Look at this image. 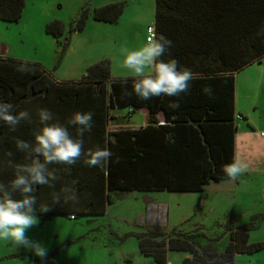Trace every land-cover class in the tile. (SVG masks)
<instances>
[{"label": "trees", "instance_id": "16d2710c", "mask_svg": "<svg viewBox=\"0 0 264 264\" xmlns=\"http://www.w3.org/2000/svg\"><path fill=\"white\" fill-rule=\"evenodd\" d=\"M23 8L24 0H0V21L17 22ZM122 11L121 3L110 4L94 11L92 18L113 24ZM87 18L83 10L74 31H82ZM153 26L157 37L172 41L170 55L162 59L174 58L197 74L180 98L162 96L145 102L125 95L132 92L133 79H110L107 60L91 66L78 81L57 83L39 64L27 63L32 70L22 73L17 68L24 63L0 58V102L29 111L47 108L61 123L73 113L91 112L93 129L85 134L90 147L113 153L103 170L88 168L82 161L71 168L55 166L62 169L61 179L53 188L37 186V206L52 205V193L65 185L75 187L80 202L72 203L71 209L65 208L68 204H53L44 213L37 209L43 220L57 215L101 217L115 193H200L207 185L227 180L222 168L233 162L237 131L234 75L264 58V0H154ZM45 30L58 38L63 25L52 22ZM205 87L212 89L211 96L203 93ZM172 102L179 107L171 108ZM121 110L131 111L127 118L146 110L147 130L109 133L110 111ZM159 113L163 121L157 123ZM8 181L0 175V182ZM248 232V226H231L229 243L219 256L197 251L193 236L180 231L168 236L148 231L137 236V244L140 254L155 264H167L168 252L186 254L181 264H234L236 255L264 250V243H248Z\"/></svg>", "mask_w": 264, "mask_h": 264}, {"label": "rangeland", "instance_id": "374dc122", "mask_svg": "<svg viewBox=\"0 0 264 264\" xmlns=\"http://www.w3.org/2000/svg\"><path fill=\"white\" fill-rule=\"evenodd\" d=\"M121 3L123 11L113 24L93 20V12ZM83 10L88 18L82 31L74 27ZM52 22L63 25L62 36L46 33ZM154 25V0H24L20 19L0 21V58L39 64L57 82L78 81L96 63H110L109 78L132 79L120 65L122 48L146 44V28ZM236 140L249 134L253 148L264 149V58L235 74ZM115 111L124 125L142 126L145 116ZM249 156L244 176L235 182L210 184L201 193L111 194L101 217L39 218L27 235L48 248L42 262L31 252L0 241V264H155L140 254L137 236L148 231L189 233L201 253L221 255L229 243L230 227L248 226V243H264V150ZM239 154V151H237ZM239 161V160H237ZM147 198L153 199L148 203ZM188 256L168 252L167 264H181ZM234 264H264V250L236 255Z\"/></svg>", "mask_w": 264, "mask_h": 264}, {"label": "clouds", "instance_id": "9594fccd", "mask_svg": "<svg viewBox=\"0 0 264 264\" xmlns=\"http://www.w3.org/2000/svg\"><path fill=\"white\" fill-rule=\"evenodd\" d=\"M171 46L172 41L153 33L142 47L136 50L121 49L123 60L120 66L133 79L132 92L125 91V95L134 94L146 102L162 96L180 98L189 92L197 74L181 66L174 58L167 61L162 59L166 53L170 55ZM31 70L27 63L17 68L22 73ZM202 91L208 96L212 95L210 87ZM169 106L176 109L179 103L172 102ZM36 115L41 127L33 130V140H15V148L24 154L26 162L15 163L11 151L4 154L2 162L14 169V178L7 183L0 182V241H8L14 248L25 249L43 262L48 254L47 246L27 235L29 229L39 224L37 197L34 195L37 186L53 188L55 182L61 179L58 173L62 169L50 166L71 168L82 161L88 168L103 170L113 153L99 146L85 150L84 137L86 133H91L94 123L91 112L73 113L65 123L59 122L47 108L37 109ZM25 121L32 122L28 110L17 112L14 104L0 102V123L8 125L11 132L17 131V127ZM70 129H74V133ZM247 170V164L235 160L222 168L228 182L240 180ZM15 194L21 198L15 199ZM70 202H80L75 187L65 185L59 192L52 193V205ZM50 208L51 205L40 204L39 212H48Z\"/></svg>", "mask_w": 264, "mask_h": 264}, {"label": "crops", "instance_id": "0c3cea01", "mask_svg": "<svg viewBox=\"0 0 264 264\" xmlns=\"http://www.w3.org/2000/svg\"><path fill=\"white\" fill-rule=\"evenodd\" d=\"M234 79H235V75H234ZM235 108V107H234ZM23 110H28L26 108V106H24V108L22 109V107H20L19 109H16L17 112L19 111H23ZM29 111V110H28ZM32 115V122L29 123L27 121L25 122H21V124L17 127V131L15 132H11L9 130L8 125L6 124H2L0 123V155L3 159H0V175H6V177L10 180H12L14 178L13 173H14V169H12L11 167H8L6 164H4L2 161L5 159V152L7 151H11L14 153L13 159L15 163H25L26 161L24 160V158H22V154L21 152H18L15 148V140L16 139H22V140H26V141H32L33 140V136H29L30 132H33L34 129H38L39 127H41L38 123V118L36 115L37 109L35 110H31L29 111ZM55 115V117L57 118V113L52 111ZM138 113H141L145 116V123L142 126H130V125H124L123 123L120 122L121 116H117L114 114L115 111H110V117L111 119L109 120V126L107 131L109 133H113L119 129H128V130H132V131H137V130H142V129H146L149 127V114L146 110H138L136 111ZM134 112V113H136ZM133 113V114H134ZM132 114V115H133ZM236 117H241V114H236V110H235V122H237ZM243 120V118H242ZM155 121L157 123H160L163 121V117L162 114L159 113L155 116ZM237 126V124H236ZM74 133V129L72 130ZM236 135H237V131L235 133L234 136V156H233V161H237L239 160V162L245 163L247 165H251L250 164V159L251 157L249 156L252 152H254V155H259L261 156L264 149H260V148H253V145L250 144L249 141V134L245 133L244 135H241V138L239 139V142H241V146L240 148H238V144H237V140H236ZM91 141H90V137L86 136L84 137V148L85 150H87L90 147ZM264 147V146H263ZM237 151H239V154L237 153ZM55 166H60V165H53L50 167H55ZM227 181V180H225ZM223 181V182H225ZM222 183V182H220ZM219 184V183H218ZM209 185L205 186L203 188V190L205 188H207ZM203 192V191H202ZM132 193V192H131ZM139 193V192H136ZM162 193V192H159ZM167 193V192H166ZM201 193V192H200ZM116 194V193H115ZM141 194H150V193H141ZM15 199H20L21 197L18 196V194L14 195ZM44 196L41 197V199L43 200ZM148 203H152L154 200L153 199H149L147 198ZM74 203V202H70L68 203V206L65 207L66 209L69 208V206ZM57 206H60L59 204H55ZM109 205V204H107ZM106 205V207H107ZM62 206H64V204H62ZM51 207H54L53 205H51ZM36 208L39 209V206L36 205ZM71 209V208H69ZM106 212V208L104 211V214ZM68 213H73V211H68ZM103 214V215H104ZM57 216H62V215H57ZM64 216V215H63ZM188 258V257H187Z\"/></svg>", "mask_w": 264, "mask_h": 264}, {"label": "built area", "instance_id": "2783aa9c", "mask_svg": "<svg viewBox=\"0 0 264 264\" xmlns=\"http://www.w3.org/2000/svg\"><path fill=\"white\" fill-rule=\"evenodd\" d=\"M153 33L155 34V28H154V26H153V27L148 26V27L146 28V42H147V38H148L150 35H153ZM128 112H129V114L131 113V111H128ZM236 120H241V117H236ZM71 218H73V216H72Z\"/></svg>", "mask_w": 264, "mask_h": 264}]
</instances>
